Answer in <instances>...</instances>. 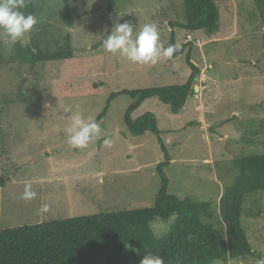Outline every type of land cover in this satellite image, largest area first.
<instances>
[{
  "label": "rangeland",
  "instance_id": "1",
  "mask_svg": "<svg viewBox=\"0 0 264 264\" xmlns=\"http://www.w3.org/2000/svg\"><path fill=\"white\" fill-rule=\"evenodd\" d=\"M215 2L219 30L208 36L171 25L184 24L182 0H117L109 16L99 13L102 0H69L67 9L61 0H37L36 18L50 31V46L70 34L80 57L71 64L32 66L16 56L15 43L0 37V152L7 180L0 189V229L153 206L160 189L156 166L164 158L155 135L133 136L126 130L124 115L133 100L126 95L114 98L98 122L100 137L85 148L68 144L65 129L71 114L62 112L63 106L72 105L73 112L96 119L112 92L186 81L190 70L185 54L141 65L105 50L103 40L112 27L129 21L134 34L145 23L156 24L165 49L171 32L176 44L191 45L199 78L180 113L172 114L154 97L131 118L155 115L170 158L164 169L167 193L210 203V222L224 234L217 205L237 174L232 161L264 154V27L256 0ZM68 65L83 66L85 73L69 75ZM66 78L76 86L101 82L103 87L92 95L64 97L60 90ZM28 183L36 193L32 200L22 199ZM255 199L247 201L241 218L254 256L213 264H256L264 259V203ZM173 220L154 221L155 236L165 234Z\"/></svg>",
  "mask_w": 264,
  "mask_h": 264
},
{
  "label": "trees",
  "instance_id": "2",
  "mask_svg": "<svg viewBox=\"0 0 264 264\" xmlns=\"http://www.w3.org/2000/svg\"><path fill=\"white\" fill-rule=\"evenodd\" d=\"M36 1L27 0V7L22 9L25 15L37 17ZM116 1L102 0L100 15L113 14ZM61 2L67 9L69 0ZM182 4L184 24H171L173 27L187 32L202 31L208 36L216 35L220 10L215 0H182ZM256 5L264 27V0H256ZM26 34L27 39L15 43L14 50L19 59L32 66L48 62L71 64L80 58L72 48L69 33L62 36L61 40L54 41L52 47L47 42L50 31L39 21ZM169 45H176L173 32L170 33L167 47ZM179 45L180 50L168 59L173 60L185 54L190 74L184 83L112 92L105 108L96 117L99 122L111 101L119 95H126L133 100L124 115L126 130L133 136L147 132L155 135L164 158L156 166L160 189L154 197L153 206L149 209L106 211L92 216L0 229V264H140L148 253L163 256L164 264H213L254 256L241 218L249 199L261 198L264 203V154L233 159L232 165L237 174L218 201V225H222L225 231L224 234H218L210 222V203L178 199L167 193L169 182L164 169L169 165L170 158L155 115L146 113L136 120L131 118L145 100L154 97L168 106L172 114H178L194 94L199 71L191 62V45ZM97 48L92 47V51ZM66 71L72 76L85 73L83 66L75 68L68 65ZM102 87L101 82L76 86L70 78H66L60 92L64 97L87 96L98 93ZM6 182L2 177L0 152V189ZM172 217L173 223L165 234L155 236L151 224L156 220L168 221Z\"/></svg>",
  "mask_w": 264,
  "mask_h": 264
},
{
  "label": "clouds",
  "instance_id": "3",
  "mask_svg": "<svg viewBox=\"0 0 264 264\" xmlns=\"http://www.w3.org/2000/svg\"><path fill=\"white\" fill-rule=\"evenodd\" d=\"M27 7V0H0V37L10 43H16L23 39L38 23V19L22 11ZM133 24L129 21L116 23L111 32L103 40L105 50L111 54H119L129 61L141 65H155L161 57L171 58L180 50V45H169L166 49L160 42V33L154 23H145L134 34ZM64 114L69 116L70 123L65 129L67 142L74 148H85L88 144L100 137L101 126L94 116L85 118L79 111L73 112L72 105L62 108ZM105 144L110 141L105 140ZM36 193L30 183L25 184L22 199L32 200ZM43 208L46 210L47 205ZM160 233H157L159 236ZM140 264H164V257L148 253L140 261ZM256 264H264V259H258Z\"/></svg>",
  "mask_w": 264,
  "mask_h": 264
},
{
  "label": "water",
  "instance_id": "4",
  "mask_svg": "<svg viewBox=\"0 0 264 264\" xmlns=\"http://www.w3.org/2000/svg\"><path fill=\"white\" fill-rule=\"evenodd\" d=\"M197 88H194V92H196Z\"/></svg>",
  "mask_w": 264,
  "mask_h": 264
},
{
  "label": "crops",
  "instance_id": "5",
  "mask_svg": "<svg viewBox=\"0 0 264 264\" xmlns=\"http://www.w3.org/2000/svg\"><path fill=\"white\" fill-rule=\"evenodd\" d=\"M50 204H52L51 201H50ZM50 204H49V205H50ZM51 206H53V205H51ZM36 224H38V223H36Z\"/></svg>",
  "mask_w": 264,
  "mask_h": 264
}]
</instances>
